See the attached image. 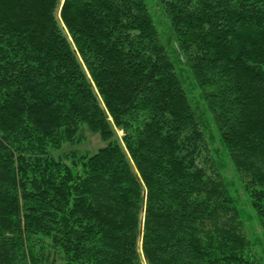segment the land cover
Listing matches in <instances>:
<instances>
[{
    "label": "trees",
    "instance_id": "obj_1",
    "mask_svg": "<svg viewBox=\"0 0 264 264\" xmlns=\"http://www.w3.org/2000/svg\"><path fill=\"white\" fill-rule=\"evenodd\" d=\"M158 2L0 0V264H262L264 0Z\"/></svg>",
    "mask_w": 264,
    "mask_h": 264
},
{
    "label": "rangeland",
    "instance_id": "obj_2",
    "mask_svg": "<svg viewBox=\"0 0 264 264\" xmlns=\"http://www.w3.org/2000/svg\"><path fill=\"white\" fill-rule=\"evenodd\" d=\"M155 23L157 24V28L162 36L164 42L167 43L169 52L171 53L173 59L176 57L173 50L172 45H170V41L172 40V36L170 34V26L169 21L162 10L158 0H146ZM173 46H177L176 42L173 41ZM177 69L182 76L184 84L189 92V96L191 98L192 103L197 106L200 103V93L199 89L196 86V83L192 77L190 72V68L187 64L184 63V60L181 63H177ZM118 135L121 137L123 135L122 130H118ZM105 141H103L98 133L92 132L86 126L83 127L81 132V140L77 141L74 144L66 143L64 147L60 150V152L56 154H66L72 150H77L78 152H93L98 149L100 146H103ZM70 158H65L68 162H71ZM227 171L226 175L230 182L231 189L233 193L237 194L241 198V206H242V215L246 221V232L251 238L252 242L255 243L253 248V253L260 258L262 264H264V234L262 228L259 224L258 217L256 215L255 210L253 209L247 194L244 192L243 186L240 182L239 176L235 171L232 164L227 160ZM60 261H57V263ZM145 263V262H144Z\"/></svg>",
    "mask_w": 264,
    "mask_h": 264
}]
</instances>
